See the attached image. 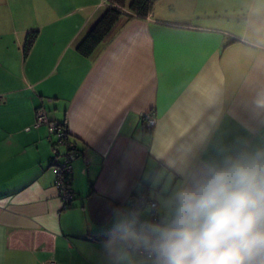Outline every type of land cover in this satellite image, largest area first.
Here are the masks:
<instances>
[{
	"label": "crops",
	"instance_id": "obj_1",
	"mask_svg": "<svg viewBox=\"0 0 264 264\" xmlns=\"http://www.w3.org/2000/svg\"><path fill=\"white\" fill-rule=\"evenodd\" d=\"M100 2L0 0V264H117L151 215L130 196L156 213L205 163L264 147V0H156L84 55ZM36 108L76 141L67 208Z\"/></svg>",
	"mask_w": 264,
	"mask_h": 264
},
{
	"label": "clouds",
	"instance_id": "obj_2",
	"mask_svg": "<svg viewBox=\"0 0 264 264\" xmlns=\"http://www.w3.org/2000/svg\"><path fill=\"white\" fill-rule=\"evenodd\" d=\"M154 215L140 223L137 251L121 249L117 264H264V147L205 163Z\"/></svg>",
	"mask_w": 264,
	"mask_h": 264
},
{
	"label": "built area",
	"instance_id": "obj_3",
	"mask_svg": "<svg viewBox=\"0 0 264 264\" xmlns=\"http://www.w3.org/2000/svg\"><path fill=\"white\" fill-rule=\"evenodd\" d=\"M105 7H119V5L112 3L110 0H101L100 2ZM127 11L126 8H121ZM150 13L146 16L150 19ZM141 120L147 129H152L156 123L157 118L151 111L143 112ZM46 124L48 126L49 134L56 136V140L52 143V156L50 163L55 173V187L63 208L70 206L75 198V193L71 187L73 165L72 162L78 154L76 143L70 140L71 135L68 134L66 128H62L59 124L48 116V113L43 108H36L34 126ZM129 210L136 212L141 208H147L151 211L149 220L155 221L158 219L155 216L156 202L147 196H130L127 202ZM126 249L131 252L137 251V245L127 243ZM48 264H61L53 259L48 261Z\"/></svg>",
	"mask_w": 264,
	"mask_h": 264
},
{
	"label": "trees",
	"instance_id": "obj_4",
	"mask_svg": "<svg viewBox=\"0 0 264 264\" xmlns=\"http://www.w3.org/2000/svg\"><path fill=\"white\" fill-rule=\"evenodd\" d=\"M112 3L119 5V7H106L105 12L101 17L96 21L92 28L88 31L84 39L78 46L79 51L88 55L92 50L108 35L114 24L118 21L120 17L132 18H146L150 13L152 4L156 0H110ZM126 8L127 11L122 10L121 8ZM34 37H28L26 42V50L33 43ZM62 128H66V131L69 135L65 124L58 123ZM72 136V135H71ZM73 142L76 143L73 137H70ZM77 146V145H76Z\"/></svg>",
	"mask_w": 264,
	"mask_h": 264
}]
</instances>
